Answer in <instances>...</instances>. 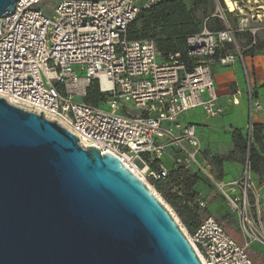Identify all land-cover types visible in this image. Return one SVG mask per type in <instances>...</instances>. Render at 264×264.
I'll return each instance as SVG.
<instances>
[{
    "label": "built area",
    "instance_id": "1",
    "mask_svg": "<svg viewBox=\"0 0 264 264\" xmlns=\"http://www.w3.org/2000/svg\"><path fill=\"white\" fill-rule=\"evenodd\" d=\"M160 1L16 0L13 10L0 16V96L22 109L43 111L70 129L83 147L117 155L149 186L169 177L163 156L174 150L173 165L209 181L211 199L225 202L245 239H234L216 216H207L194 233L186 234L202 263L257 264L248 249L254 243L264 249V183L255 177L249 153L238 176L218 178L196 125L181 116L198 108L208 117L224 113L214 66L237 60L245 65L236 30L253 31V21L264 22V0H231L233 9L222 0L219 17L225 27L205 24L187 38L192 66L181 61L180 53L162 59L154 39L127 35L142 9ZM43 2L52 4L42 8ZM228 14L238 17L237 28L228 23ZM97 80L109 96L108 107L83 100ZM245 93L252 115L260 105L249 83L246 91L235 89L229 101L238 104ZM249 120L248 146L255 137ZM207 203L200 196V207Z\"/></svg>",
    "mask_w": 264,
    "mask_h": 264
},
{
    "label": "water",
    "instance_id": "2",
    "mask_svg": "<svg viewBox=\"0 0 264 264\" xmlns=\"http://www.w3.org/2000/svg\"><path fill=\"white\" fill-rule=\"evenodd\" d=\"M16 0H0V16ZM0 96V264H203L122 160Z\"/></svg>",
    "mask_w": 264,
    "mask_h": 264
},
{
    "label": "trees",
    "instance_id": "3",
    "mask_svg": "<svg viewBox=\"0 0 264 264\" xmlns=\"http://www.w3.org/2000/svg\"><path fill=\"white\" fill-rule=\"evenodd\" d=\"M201 4L202 0H162L149 8L142 9L135 21L129 26L127 35L130 39H154L162 59L168 60L170 54L180 53L181 61L188 66H192L194 62L187 54V38L190 35L199 33L205 24L210 27L208 23H202L195 14V8ZM210 20L218 24L215 29L225 27L222 19L218 18V16L211 17ZM259 49L264 48L251 46L248 49H244V55L254 54ZM108 99L109 96L100 90L98 80L91 83L87 88L85 97H83L85 102L96 107ZM263 131L264 123L256 125L254 141L248 146L246 135L236 130L233 134L235 141L233 152L218 157H209L216 176L218 178L223 176L222 164L224 161L233 160V158L245 161L249 153L251 167L259 177V181L264 183ZM256 144L259 145V148ZM173 166L174 168L170 169L169 177L166 180L154 181V186L162 193L173 210L177 212L181 222L191 234L198 229L207 216L211 215V212L206 207H200V192L197 188L199 183H209V181L199 172L188 170L180 165ZM219 221L229 231L225 223H232L234 218L230 213L227 216H223ZM248 253L257 264H264L263 253H256L250 248Z\"/></svg>",
    "mask_w": 264,
    "mask_h": 264
},
{
    "label": "crops",
    "instance_id": "4",
    "mask_svg": "<svg viewBox=\"0 0 264 264\" xmlns=\"http://www.w3.org/2000/svg\"><path fill=\"white\" fill-rule=\"evenodd\" d=\"M143 1L144 0H138V2ZM228 15L234 16L233 14ZM217 16L219 17V13ZM246 69L248 76L246 75ZM214 76L216 90L219 93L218 101L225 107L224 113L217 117H208L203 109L198 108L190 110L181 116L183 122H192L196 125L202 149H204L209 157L211 155L218 157L233 152V149L235 148L233 134L236 130H239L246 135V126L250 121V117L255 126L264 123V49H259L254 54H246L245 65L240 60L230 64V66L215 64ZM248 83L254 90L255 101L260 105V107L254 108L252 115L247 93L241 96L240 103L238 104H233L229 101L230 96L235 89L246 91ZM256 146L259 148L258 144H256ZM168 152L169 153L165 154L167 159L163 160L169 169H173L174 166L171 160V155H173L175 151L169 150ZM241 160L242 159L239 158H233V160L224 161L222 164V175L226 178H234L235 176H238L244 167ZM254 175L257 179L259 178L255 172ZM260 186H262V184ZM197 188L199 189L200 196L204 200L208 199V203L205 207L211 212V214L216 217H223L231 213L221 198L211 199L210 194L212 189L207 182L199 183Z\"/></svg>",
    "mask_w": 264,
    "mask_h": 264
},
{
    "label": "rangeland",
    "instance_id": "5",
    "mask_svg": "<svg viewBox=\"0 0 264 264\" xmlns=\"http://www.w3.org/2000/svg\"><path fill=\"white\" fill-rule=\"evenodd\" d=\"M52 4V3H50ZM49 2H43L41 4L42 8H47L49 7ZM221 7H225V4L222 0H202V4L198 5L197 8H195V14L197 18H199L202 23H208V25L211 28H215L218 26V24L215 23V21H211V17L217 16V14L220 12ZM51 11L49 10V13ZM227 21L230 23L233 27H238V19L237 17L234 16H227ZM220 18V17H218ZM223 24L226 25L225 21L222 19ZM253 31H240L236 30V37H237V42L239 46H241L243 49L244 47L248 49L251 46H256V48H264V22L261 21H253L251 23ZM235 28V29H236ZM251 41V42H250ZM251 43V44H250ZM261 46V47H260ZM99 106L102 107H108L106 102H101ZM210 157H213L212 155ZM163 159H167V156H163ZM241 162L244 164L245 161ZM218 170V169H217ZM150 187L154 191V193L163 201L165 206L168 208L170 212H172L173 216L175 219L178 221L179 225L182 226L184 232L186 234H190L189 230L187 229L186 226L183 225L181 222L178 214L176 211L173 210L171 205L166 201V199L163 197L162 193L159 192L156 187L154 186V182H149ZM222 200V199H221ZM219 220L222 219V216L217 217ZM227 224V227L229 229V232L231 236L234 239H238L240 242L244 243L245 239L242 238V235L240 234V231L238 230V224L234 221L232 223H225ZM250 250L256 252V253H263L264 254V249L260 244L254 243L251 245Z\"/></svg>",
    "mask_w": 264,
    "mask_h": 264
},
{
    "label": "bare ground",
    "instance_id": "6",
    "mask_svg": "<svg viewBox=\"0 0 264 264\" xmlns=\"http://www.w3.org/2000/svg\"><path fill=\"white\" fill-rule=\"evenodd\" d=\"M227 3H229L230 7L233 9L231 0H226ZM158 197V196H157Z\"/></svg>",
    "mask_w": 264,
    "mask_h": 264
}]
</instances>
